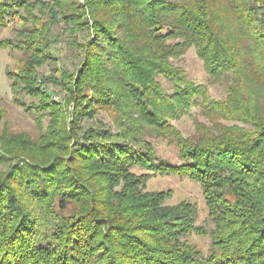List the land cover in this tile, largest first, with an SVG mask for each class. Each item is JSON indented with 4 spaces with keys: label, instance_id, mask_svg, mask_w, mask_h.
Returning a JSON list of instances; mask_svg holds the SVG:
<instances>
[{
    "label": "trees",
    "instance_id": "1",
    "mask_svg": "<svg viewBox=\"0 0 264 264\" xmlns=\"http://www.w3.org/2000/svg\"><path fill=\"white\" fill-rule=\"evenodd\" d=\"M50 1L0 0V27L21 22L0 41L25 57L13 103L38 132L0 128V264H264V0ZM59 24L77 63L46 76ZM191 48L223 99L173 64ZM193 107L205 121L184 135ZM157 175L199 185L208 231L194 203L146 190Z\"/></svg>",
    "mask_w": 264,
    "mask_h": 264
},
{
    "label": "rangeland",
    "instance_id": "2",
    "mask_svg": "<svg viewBox=\"0 0 264 264\" xmlns=\"http://www.w3.org/2000/svg\"><path fill=\"white\" fill-rule=\"evenodd\" d=\"M42 3H51L50 0H39ZM20 20H13L5 27H0V41L10 40L15 43V37L18 30H20ZM53 48L52 58L47 64L42 66L38 72L43 75H52L56 70L67 68L70 72L73 66L77 63L75 52L72 50L68 42V37L64 27L59 24L52 29ZM25 59L23 53L18 50L10 51L8 49L0 48V111L3 113L2 123H4L10 132L16 134H27L36 138L38 132L35 128V123L32 117L24 111L22 107L16 106L13 103V94L10 90V81L6 76V71H18L21 63ZM175 66L180 67L186 73L189 81L195 84H203L208 88L209 95L213 99H223L226 96V82L220 84H211L206 71L204 70L202 62L197 57L193 48L189 49L179 60L173 61ZM163 87L170 91L169 84L159 78ZM59 96L55 97L58 100ZM23 102H29L28 99H22ZM99 119L104 122L108 120L99 114ZM195 121L204 122L205 119L200 115L198 107H193L191 114L183 117L179 121L172 124L181 131L184 135H190L194 131L193 123ZM46 123V121H44ZM87 124L91 122H86ZM152 146L154 147L157 156L160 159L166 160L170 163H178L177 149L174 144L169 143L164 139H153ZM138 174L142 173L137 171ZM147 191H170L171 197L167 200L166 204L174 205L180 201H188L194 203L197 207V221L196 226L209 230L211 224L207 220V210L204 204L201 189L199 185L192 182L187 177H179L175 175L152 177L147 182ZM188 240L195 245L203 254L209 251V239L204 236H197L192 234Z\"/></svg>",
    "mask_w": 264,
    "mask_h": 264
}]
</instances>
